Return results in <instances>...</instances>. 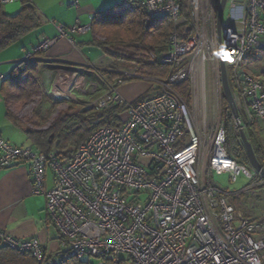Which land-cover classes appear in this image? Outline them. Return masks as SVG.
Segmentation results:
<instances>
[{"label":"built area","instance_id":"built-area-1","mask_svg":"<svg viewBox=\"0 0 264 264\" xmlns=\"http://www.w3.org/2000/svg\"><path fill=\"white\" fill-rule=\"evenodd\" d=\"M24 1L0 0V7ZM220 1L186 0L190 35L184 40L178 29L181 0L141 1L150 16L168 15L176 27L168 52L160 57L171 65L170 74L156 80L160 91L151 97L125 99L120 84L138 76L137 68L109 80L103 72L113 60L107 55L89 64L96 79H89L83 67L61 70L59 82L47 90L55 97L71 102L95 95L83 103L85 109L113 103L126 107L121 128L98 127L71 160L63 163L55 152L16 146L0 135V169L29 163L33 193L46 196L62 256H49L37 239H20L2 229L0 249L29 254L34 264H60L70 257H94L95 264H264V214L245 216L233 199L263 185L264 175L225 149L227 102L220 66L222 46L238 110L232 119L241 139L244 119L264 127V76L243 66L248 52L264 48V0H227L219 27ZM56 28L57 35L33 44L25 60L48 51L61 38L91 30L79 22ZM211 68L217 83L208 118ZM185 82L190 84V102L178 89ZM198 105L204 113L196 111ZM48 170L53 172L51 188L46 185ZM226 173L233 182L244 176L251 183L237 192L215 185L213 175Z\"/></svg>","mask_w":264,"mask_h":264},{"label":"trees","instance_id":"trees-1","mask_svg":"<svg viewBox=\"0 0 264 264\" xmlns=\"http://www.w3.org/2000/svg\"><path fill=\"white\" fill-rule=\"evenodd\" d=\"M29 2L24 1L23 9L15 16L0 12V53L38 26V20ZM181 2L182 17L178 23V29L184 40L190 35V12L186 0ZM175 28L171 17L168 15L152 17L137 0H125L124 3L96 15L92 24L96 37L92 43L113 60L111 69L104 71L103 74L109 80L120 79L122 71L130 70L118 67L123 62H133L138 76L129 77L124 82L145 77L152 81L165 79L170 74L171 65L160 62V57L168 52L170 36ZM263 54L264 48L248 52L243 66L246 68V65L258 61ZM100 88H103V85ZM178 89L190 102L189 82L181 84ZM43 90L40 62L35 59L23 60L18 69L6 79L4 94L10 109V118L18 125L25 126L18 117L17 110L41 97ZM145 98L147 97H141L135 102ZM65 102L59 98L52 99L53 104L49 107V111L54 112ZM64 107L48 128H43L45 117L39 113H34V118L39 120L37 124H33L32 127L25 126L29 130L28 138L33 147L45 153L55 152L57 158L63 163L71 160L77 148L98 127L110 125L119 129L126 115L125 105L117 103L103 109H85L79 100L68 102ZM224 120L225 149L239 163L250 165L242 139L235 133L232 113L227 103ZM246 124L244 131L254 148L257 159L264 166L263 130L260 126L257 127L259 124L257 120L248 121ZM234 203L239 202L234 200ZM58 256L61 257L62 253ZM91 259L92 257L84 259L70 257L62 260L60 264H95ZM34 262L29 254L0 249V264H34Z\"/></svg>","mask_w":264,"mask_h":264},{"label":"crops","instance_id":"crops-1","mask_svg":"<svg viewBox=\"0 0 264 264\" xmlns=\"http://www.w3.org/2000/svg\"><path fill=\"white\" fill-rule=\"evenodd\" d=\"M124 1L78 0L77 6L73 4V0H31L29 2L38 20V26L0 53V135L3 138L16 146H33L28 138V129L10 118V109L4 94L6 79L25 60L30 47L47 36L55 37L57 24L68 26L79 22L82 25H90L91 30L59 39L48 51L37 54L34 59L40 62L44 91L52 89L54 84L59 82L61 70L74 71L73 69L83 67V73L89 79H96L89 64L92 62L98 64L106 55L92 43L96 37L92 29L94 18ZM24 5V3L5 5L0 8V12L15 16ZM56 12L59 13L58 17ZM71 39L76 41V47L70 41ZM48 71L53 74L48 76ZM138 84L124 85L119 87V91L128 101H136L146 91L142 83ZM79 100L82 104L87 102L84 98L79 97ZM48 102L51 105L49 100ZM46 182L47 188L53 186L51 170L47 171ZM46 206V196L33 193L29 163H17L0 169V229L20 239L35 238L43 245L49 256L58 257L61 237L48 217Z\"/></svg>","mask_w":264,"mask_h":264},{"label":"rangeland","instance_id":"rangeland-1","mask_svg":"<svg viewBox=\"0 0 264 264\" xmlns=\"http://www.w3.org/2000/svg\"><path fill=\"white\" fill-rule=\"evenodd\" d=\"M57 17L59 16V13L56 12ZM55 17V18H57ZM75 18V15H74ZM73 25V24H72ZM68 25V26H72ZM262 47H264V42L262 43ZM135 64L133 62H123L118 68L119 69H124V70H132L135 68ZM132 68V69H131ZM246 68L253 74L259 75V76H264V54L260 57V59L254 63L246 65ZM135 70V69H134ZM133 70V71H134ZM134 83H142V87H145L146 91L144 92V95L142 97H151L154 94H157L160 91V85L157 83V81H152L148 79V77L145 78H138V79H130L128 81L123 82L120 84V87L128 84H134ZM216 73L213 71L211 68L209 70V81H208V103H207V113H208V118L209 115L212 116V111L214 109L213 105V93L214 90L216 89ZM138 84V85H139ZM136 90V89H135ZM148 90V91H147ZM148 92V93H147ZM95 95L91 96H79L81 99L84 98L87 101H91L94 98ZM52 99L57 100L58 98L55 97L52 94H48L47 91L43 90L42 96L39 98H36L32 103L25 105L22 108H19L18 111V117H20L22 123L26 127H32L33 124L38 123V119L34 118V113H39L42 117H45V121L43 122V128H48L50 123L58 116L60 111L64 109V105L66 106V101L63 106L59 105V107L56 108L54 112L49 111V107L53 104ZM48 100L51 102H48ZM135 102V101H133ZM83 108H86L85 104H82ZM196 111L200 113H204V107L203 106H196ZM200 116V114H198ZM248 119H244L245 123H248ZM28 124V125H27ZM263 130L262 132V140L264 142V127L263 125L259 122L258 128ZM75 153V152H74ZM73 153V154H74ZM213 181L214 184L219 186L220 188L223 189H228L229 191H240L243 189L245 186L249 185L251 183V180L246 179L244 176H240L237 181L233 182L229 178V174H214L213 175ZM233 199L236 201L238 200V204H235L238 211L243 213V215L248 216V217H260L262 214H264V184L255 188L251 189L242 193H237L233 196ZM93 263H96L97 259L92 257L91 259Z\"/></svg>","mask_w":264,"mask_h":264},{"label":"water","instance_id":"water-1","mask_svg":"<svg viewBox=\"0 0 264 264\" xmlns=\"http://www.w3.org/2000/svg\"><path fill=\"white\" fill-rule=\"evenodd\" d=\"M226 3H227V0H221L220 1V5L218 8V15H217L219 27H220L222 19H223ZM222 53H224V49L222 46H220V64H221L220 66H221V77H222V85H223L224 95L226 98L227 105L230 108L232 114L235 117H238L237 105H236L232 90L230 88V84H229V80H228L227 66H226L224 55ZM241 139H242L243 145L245 147V150H246L248 159L250 161V164L256 170L260 171L264 175V166L257 159L254 148H253L251 142L248 140L247 135H246L244 130L241 132Z\"/></svg>","mask_w":264,"mask_h":264},{"label":"snow or ice","instance_id":"snow-or-ice-1","mask_svg":"<svg viewBox=\"0 0 264 264\" xmlns=\"http://www.w3.org/2000/svg\"><path fill=\"white\" fill-rule=\"evenodd\" d=\"M222 54L225 56V58H228V54L226 52H224Z\"/></svg>","mask_w":264,"mask_h":264}]
</instances>
